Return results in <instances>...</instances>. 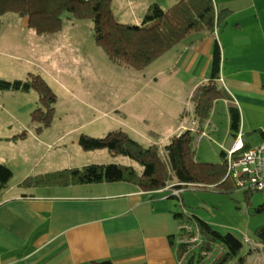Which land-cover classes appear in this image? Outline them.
Returning a JSON list of instances; mask_svg holds the SVG:
<instances>
[{"label":"crops","instance_id":"obj_1","mask_svg":"<svg viewBox=\"0 0 264 264\" xmlns=\"http://www.w3.org/2000/svg\"><path fill=\"white\" fill-rule=\"evenodd\" d=\"M125 1L129 9L127 15L135 17L140 25L151 5L158 4L168 10L179 0ZM214 4L217 14H221L214 33L193 32L160 58L169 63L168 71L173 67V87L177 89L173 100L185 105V95L191 100L194 90L210 80L212 51L218 42L221 50L218 82L231 98L214 105L200 133L219 147L220 153L228 154L234 148L240 150L244 144L254 148L264 141V0H214ZM25 26H28V18ZM161 74L165 71L154 73L145 87ZM55 83L72 101L79 99L66 82ZM124 107L125 103H120L97 110L110 118L114 112L121 113L122 120L117 119L120 124L123 121L121 126L127 128L131 137L134 135L147 142V146H163V140L192 129L180 112L175 115L160 109L161 116L169 122L168 126L162 123L163 131L150 121L146 107L138 105L141 112L136 113ZM218 107L224 117L222 130L215 121ZM231 107H237L241 115L237 137L231 135ZM52 126L53 123L46 129ZM46 131L45 128L29 131L22 139L32 142L31 152L35 155L41 151L36 157L13 160L11 168L23 177L16 184L11 180L0 193V264H93L100 261L180 264L177 249L172 245L181 227L175 217L181 211L175 208L173 198L177 196L173 195V189L145 192L126 182L23 186L29 176L73 168L69 154L42 160L69 134L59 131L52 137H44ZM156 133H161L163 140L155 141ZM199 141L200 138L195 142L197 146ZM241 237L238 238H249ZM256 239L254 246H249L241 255L244 262L234 264H264V248Z\"/></svg>","mask_w":264,"mask_h":264},{"label":"rangeland","instance_id":"obj_2","mask_svg":"<svg viewBox=\"0 0 264 264\" xmlns=\"http://www.w3.org/2000/svg\"><path fill=\"white\" fill-rule=\"evenodd\" d=\"M113 2L120 22L140 23L132 15H127L129 9L125 0ZM62 19L64 25L62 32L49 36L37 35L25 26L26 18L13 12L4 15L0 27V79L26 80L33 76L44 79L57 96L52 117L54 126L50 129L45 128L48 131L44 137H52L59 131L69 132L65 140L53 146L54 149L42 160H49L52 155L69 154L73 168L93 164H119L132 166L138 173H142L141 165L128 157H116L106 149L85 151L79 145L82 134L105 137L111 131L127 130L121 126L123 121L120 124L117 120H122L121 113L114 112L110 118L97 110L109 109L120 103H125L124 108L135 113L141 112L137 108L138 105L146 107L150 121L157 129L163 130L162 123L166 126L169 124L166 118L161 116L162 109L169 114L178 115L179 112L184 114L193 132H202L198 130L197 124H192L195 117L194 104L187 98V94L185 105L173 100L177 89L173 87V67H170L171 72L167 70L169 63L163 62L164 59L160 58L144 70L118 66L96 44L93 21L90 18L67 19L64 15ZM161 71H165V74L159 75L145 87L146 81H149L154 73L158 74ZM61 80L76 91L79 97L77 101H72L67 92L55 83ZM142 88L144 89L141 90ZM38 108L45 110V106L40 102V95L35 90L28 93L0 91V164L11 168L13 160L39 155L41 149L37 155L31 152V141L14 139L24 131L28 134L29 131H36L38 123L32 120V113ZM217 112L215 121L222 130L224 117L220 107ZM198 133L195 134L194 141L201 139L198 146L194 143L197 159L201 162L219 163L221 161L219 147ZM153 138L155 141L163 140L161 133H156ZM133 139L145 146L148 144L136 137ZM169 141L170 139L163 140V145ZM13 169L11 168L12 184H16L22 179L23 174H18ZM173 202L177 211H186L190 216L206 221L222 234L232 233L239 238L247 235L249 238L242 239L245 242L241 255L249 250V246H254L257 240L256 231L264 227V212L257 211L264 202L262 191L246 194L239 189L232 194H226L211 186L208 188L189 186L181 190V193L173 198ZM216 246L210 250V255L206 256L209 258L206 264H215L224 254V250L220 254V251L215 249ZM234 262L237 260L228 264Z\"/></svg>","mask_w":264,"mask_h":264},{"label":"trees","instance_id":"obj_3","mask_svg":"<svg viewBox=\"0 0 264 264\" xmlns=\"http://www.w3.org/2000/svg\"><path fill=\"white\" fill-rule=\"evenodd\" d=\"M11 12L28 18V28L39 36L61 32L64 15L67 19L90 18L93 21L95 42L108 58L118 66H129L136 70L146 69L193 32L214 33L221 19L214 0H179L168 10L153 4L140 25L120 22L113 9V0H0V27L4 15ZM220 69L221 50L218 42H215L210 80L199 85L191 96L194 121L200 131L209 121L214 105L218 101L231 98L218 82ZM32 90L39 93L40 102L45 106V110L38 108L32 113V120L38 123L36 131H41L51 125L57 102V96L49 84L40 76L14 81L0 79V91L28 93ZM229 113L231 135L237 137L241 129L240 111L237 107H231ZM197 133L198 131L185 130L181 135L171 137L163 146H145L123 130L111 131L105 137L82 134L79 145L83 150L106 149L116 157H128L141 165L142 173H138L132 166L93 164L31 176L22 185L28 187L126 182L137 185L145 192H157L169 186L177 190L189 186H211L226 194L239 190L236 181L228 173V154L224 151L220 153L219 163L201 162L197 159L194 147ZM27 135L24 131L14 139H24ZM250 149L251 147L244 144L234 156L237 158ZM12 178L13 171L7 165L0 164V193L7 189ZM251 192L253 191H245L246 194ZM257 211L264 212V202ZM175 217L180 223L179 226L190 223L198 228L204 242L200 248L186 254L192 246L178 243V240L182 237L188 239L193 234L179 230L172 245L177 249L179 259L186 256L184 264H200L203 260L201 253L210 251L216 244L224 248V254L215 264H228L233 260L244 262L241 252L245 241L232 233L222 234L216 231L209 223L190 216L186 211L177 213ZM256 236L260 246L264 248V227L256 231ZM93 264L113 263L100 261Z\"/></svg>","mask_w":264,"mask_h":264},{"label":"built area","instance_id":"obj_4","mask_svg":"<svg viewBox=\"0 0 264 264\" xmlns=\"http://www.w3.org/2000/svg\"><path fill=\"white\" fill-rule=\"evenodd\" d=\"M193 125H196V122L193 120ZM193 130V128L191 129ZM181 132L179 135H181ZM238 150L234 148L227 155V164H228V173L232 179L236 181L237 186L243 191H263L264 190V141L261 142L258 146L251 148L247 152L243 153L239 157H235L234 154ZM167 189H173V195L178 196L181 193V190L174 189L173 186L167 187ZM181 230L193 234L190 238L184 239L183 237L178 240V243L185 244L188 243L192 246L189 250L191 253L192 250L200 248L203 244V240L199 234L198 228L193 226L190 223L181 225ZM217 250L220 251V254L224 250L222 246L216 244ZM252 247V246H251ZM210 251H203L201 253L203 260L200 264H206V256L210 255ZM186 256H182L179 259L180 264H184Z\"/></svg>","mask_w":264,"mask_h":264}]
</instances>
